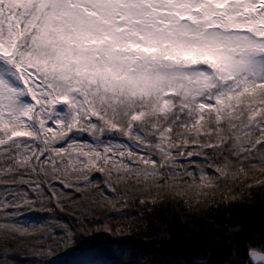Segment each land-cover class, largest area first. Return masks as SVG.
I'll list each match as a JSON object with an SVG mask.
<instances>
[{
	"label": "snow or ice",
	"instance_id": "snow-or-ice-1",
	"mask_svg": "<svg viewBox=\"0 0 264 264\" xmlns=\"http://www.w3.org/2000/svg\"><path fill=\"white\" fill-rule=\"evenodd\" d=\"M237 181L264 187V0H0V264L131 257L130 200L199 212Z\"/></svg>",
	"mask_w": 264,
	"mask_h": 264
},
{
	"label": "trees",
	"instance_id": "trees-1",
	"mask_svg": "<svg viewBox=\"0 0 264 264\" xmlns=\"http://www.w3.org/2000/svg\"><path fill=\"white\" fill-rule=\"evenodd\" d=\"M251 183V181H249ZM232 195L243 193L235 202H221L220 193L199 212H189L183 205H151V212L142 209L138 201H129L125 213L108 221L124 228L123 245L133 255L104 256L103 264L115 260L131 259L133 264H173L191 258L194 252H206L208 264H228L237 251L244 254L250 244L264 241V187L245 188L237 181ZM226 191L227 189H223ZM55 219H68L56 213ZM103 222V221H102ZM239 225V231L234 226ZM115 235V233H114ZM71 253H52L53 264L64 262ZM16 264H33L31 256L23 249L16 257Z\"/></svg>",
	"mask_w": 264,
	"mask_h": 264
},
{
	"label": "rangeland",
	"instance_id": "rangeland-1",
	"mask_svg": "<svg viewBox=\"0 0 264 264\" xmlns=\"http://www.w3.org/2000/svg\"><path fill=\"white\" fill-rule=\"evenodd\" d=\"M194 159L199 160L201 158H194ZM19 219L25 223H28V224H40V225H44V224L51 223V222L55 221L53 215L50 216L47 213H45L43 215L24 216V217H20Z\"/></svg>",
	"mask_w": 264,
	"mask_h": 264
}]
</instances>
